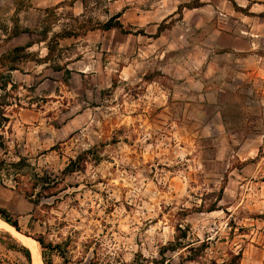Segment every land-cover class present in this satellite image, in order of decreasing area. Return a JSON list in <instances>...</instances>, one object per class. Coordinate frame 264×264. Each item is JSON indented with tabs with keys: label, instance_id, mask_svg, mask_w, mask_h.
Segmentation results:
<instances>
[{
	"label": "rangeland",
	"instance_id": "1",
	"mask_svg": "<svg viewBox=\"0 0 264 264\" xmlns=\"http://www.w3.org/2000/svg\"><path fill=\"white\" fill-rule=\"evenodd\" d=\"M0 175L43 264H264V0H0Z\"/></svg>",
	"mask_w": 264,
	"mask_h": 264
},
{
	"label": "bare ground",
	"instance_id": "2",
	"mask_svg": "<svg viewBox=\"0 0 264 264\" xmlns=\"http://www.w3.org/2000/svg\"><path fill=\"white\" fill-rule=\"evenodd\" d=\"M3 223L10 233H12L19 240H21L25 244V246H27L30 249L31 254H32L33 264H43L38 242L32 237L22 234V232L20 233L12 225L8 224L7 222H3Z\"/></svg>",
	"mask_w": 264,
	"mask_h": 264
},
{
	"label": "trees",
	"instance_id": "3",
	"mask_svg": "<svg viewBox=\"0 0 264 264\" xmlns=\"http://www.w3.org/2000/svg\"><path fill=\"white\" fill-rule=\"evenodd\" d=\"M105 26L108 29H112V28L118 27V26L121 27V25H119V23H114L113 21L108 22ZM0 181H1V175H0ZM53 182H54V184H57V181H56L55 178L53 179ZM0 217L5 222H7L8 224L12 225L17 230H19L18 223L16 221H12L11 220V218L9 216V213L5 209L0 208ZM21 248H22V250H23V252H24V254H25L26 258H27L28 264H32V255H31L30 250L27 247H25V246H22Z\"/></svg>",
	"mask_w": 264,
	"mask_h": 264
},
{
	"label": "water",
	"instance_id": "4",
	"mask_svg": "<svg viewBox=\"0 0 264 264\" xmlns=\"http://www.w3.org/2000/svg\"><path fill=\"white\" fill-rule=\"evenodd\" d=\"M16 229V228H15ZM17 230V229H16ZM17 231H19V230H17Z\"/></svg>",
	"mask_w": 264,
	"mask_h": 264
}]
</instances>
